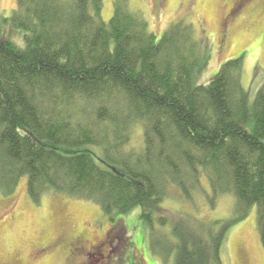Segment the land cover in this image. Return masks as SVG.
I'll use <instances>...</instances> for the list:
<instances>
[{"label":"trees","instance_id":"obj_1","mask_svg":"<svg viewBox=\"0 0 264 264\" xmlns=\"http://www.w3.org/2000/svg\"><path fill=\"white\" fill-rule=\"evenodd\" d=\"M103 9L104 0H17L0 13V191L26 177L34 202L55 193L108 217L140 206L154 239L169 225L162 204L173 188L191 202L205 176L215 197L235 195L240 214L201 229L181 212L177 264H222L231 226L253 206L264 247V71L252 96L244 56L198 85L209 55L192 24L158 40L129 0L115 1L108 22ZM139 124L144 152L122 154ZM87 146L120 173L57 151Z\"/></svg>","mask_w":264,"mask_h":264},{"label":"rangeland","instance_id":"obj_2","mask_svg":"<svg viewBox=\"0 0 264 264\" xmlns=\"http://www.w3.org/2000/svg\"><path fill=\"white\" fill-rule=\"evenodd\" d=\"M115 1L104 0L105 22L114 14ZM129 4L131 10L147 20L158 40L173 23L192 24L196 37L206 46V56L209 55L198 76V85L210 82L226 62L244 56L242 85L251 96L256 93L254 77L264 71V0H129ZM16 7L17 0H0V13L4 16H10ZM132 135L122 154L129 150L144 152V127H133ZM57 151L68 156L90 154L102 168L120 173L104 161L102 151L95 146ZM200 182L191 202L177 197L173 188L170 198L162 204L167 209L163 215L169 225L161 229L157 224L153 239L141 218L140 206L125 215L108 217L97 204L55 193H46L34 202L24 177L12 194L0 191V264H83L87 261L81 251L84 249L91 254L89 264H111L114 259L115 264H177L179 240L172 231L179 225L180 216L184 217L181 212L191 217V225L201 229L202 222H227L240 214L233 193L215 197L205 176ZM99 243H103L105 251L90 250ZM76 244L80 246L74 254L70 253ZM69 255L74 257L71 261ZM221 258L222 264H264L257 206L231 226Z\"/></svg>","mask_w":264,"mask_h":264},{"label":"flooded vegetation","instance_id":"obj_3","mask_svg":"<svg viewBox=\"0 0 264 264\" xmlns=\"http://www.w3.org/2000/svg\"><path fill=\"white\" fill-rule=\"evenodd\" d=\"M112 241H113V239L112 240H110V241H108V246H110L111 245V243H112ZM101 245H103V243H99V244H97V245H95V246H92L91 248H90V250H100V251H105V249H103L102 247H101ZM125 245L126 244H124V249H125ZM80 246V244H76V247L75 248H73V250H70V253H72V254H74V252L76 251V249H78V247ZM117 249V248H116ZM82 252H84L85 253V255H84V257L86 258V262H84L83 264H89L90 263V261H89V256L91 255L90 253H89V251L88 252H85V249L84 250H81ZM116 253H118V249L116 250ZM110 255V254H109ZM108 255V256H109ZM122 255V254H121ZM71 258H74L73 256H71V255H69V258H68V260L69 261H71ZM116 263V260L114 259V263H113V261L111 260V264H115Z\"/></svg>","mask_w":264,"mask_h":264}]
</instances>
